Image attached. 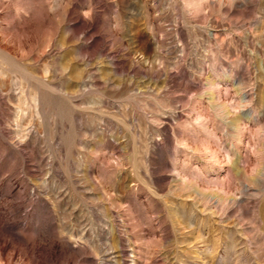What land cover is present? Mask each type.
<instances>
[{"label":"rangeland","instance_id":"374dc122","mask_svg":"<svg viewBox=\"0 0 264 264\" xmlns=\"http://www.w3.org/2000/svg\"><path fill=\"white\" fill-rule=\"evenodd\" d=\"M0 264H264V0H0Z\"/></svg>","mask_w":264,"mask_h":264}]
</instances>
